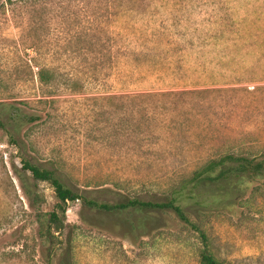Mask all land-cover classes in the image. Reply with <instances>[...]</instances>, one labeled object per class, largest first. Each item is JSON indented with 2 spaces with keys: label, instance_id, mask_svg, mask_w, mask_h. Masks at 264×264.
I'll return each instance as SVG.
<instances>
[{
  "label": "rangeland",
  "instance_id": "374dc122",
  "mask_svg": "<svg viewBox=\"0 0 264 264\" xmlns=\"http://www.w3.org/2000/svg\"><path fill=\"white\" fill-rule=\"evenodd\" d=\"M180 91L197 94L145 116L119 108L125 96ZM1 104L42 119L15 138L0 123V264H45L37 231L57 200L38 183L31 208L22 155L114 204L220 152L264 150V0H0ZM65 216L72 264H201L198 234L171 213L141 222L77 201ZM204 221L221 264H264V187Z\"/></svg>",
  "mask_w": 264,
  "mask_h": 264
},
{
  "label": "trees",
  "instance_id": "16d2710c",
  "mask_svg": "<svg viewBox=\"0 0 264 264\" xmlns=\"http://www.w3.org/2000/svg\"><path fill=\"white\" fill-rule=\"evenodd\" d=\"M39 76L43 80L42 72ZM189 94L197 93L180 91L125 96L129 103H122L119 108H139L142 116H145L152 108H167L170 105L178 107V101ZM173 100L177 101L176 104L172 103ZM0 106V123L12 138L18 134L17 126L37 124L42 119V115L27 114L14 104ZM142 122L145 123L144 120ZM11 126L13 131L8 129ZM139 126L143 124L140 123ZM24 147L23 141L16 142L19 151ZM21 164L25 174L22 188L31 208L37 198L38 183H48L53 188L57 200L37 231L39 253L45 258V264H53L55 257L57 264H72L70 225L66 223L65 215L67 205L77 201L99 213L135 211L140 215L141 222L146 221L148 217L171 213L198 234L202 244L200 263L221 264L210 247L204 218L213 213L233 212L241 201L249 195L261 192L264 187V150L250 146L237 147L197 161L187 173L178 175L175 182L163 191L150 196L138 195L122 199L114 204L87 198L77 190L71 189L65 183L57 163L34 161L31 155H22ZM134 229L136 228L131 226V232ZM145 235L146 233H142V236ZM60 237H63V241L59 240Z\"/></svg>",
  "mask_w": 264,
  "mask_h": 264
}]
</instances>
